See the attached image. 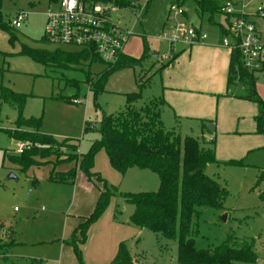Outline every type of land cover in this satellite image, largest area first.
Here are the masks:
<instances>
[{
  "label": "rangeland",
  "instance_id": "374dc122",
  "mask_svg": "<svg viewBox=\"0 0 264 264\" xmlns=\"http://www.w3.org/2000/svg\"><path fill=\"white\" fill-rule=\"evenodd\" d=\"M140 1L138 4H141ZM50 2L3 0L2 4L5 17L11 21L19 12L27 13V18L21 27L14 29L16 37L12 43L8 41V35L0 30V86L28 95L23 116L40 118V132L52 136L58 142L57 146L61 147L59 160L55 155L46 156L39 159V166L21 172L5 157L7 154L15 155L17 141L0 131V247L6 248V253L0 250V264H57L51 262V258H59V244L69 242L75 227L93 213L101 191L110 193L109 200L88 229L82 253L84 264H95L99 249L112 247L111 243L118 247L122 241L137 264H177L176 240L146 229H132L129 216L133 206L123 198L125 193L157 191L160 181L154 172L132 168L123 175L119 174L110 166L106 152L100 150L94 157L90 181L79 167L73 181L68 183L51 181L48 175L53 165L65 159V153L71 151L65 142L77 145L81 154L89 150L91 143L100 137L103 115L124 109L125 93L140 92L142 98L136 103L139 106L161 97L158 65L163 56L171 53L162 31L169 7L177 5L178 0H150L134 24L135 15L131 11L119 9L111 12L114 20L132 29V54L141 60L133 67L112 72L97 92H94L92 84L106 70L108 65L103 62H94L90 66L84 63L63 70L45 67L29 56L19 54L22 45L49 51L56 48L65 51L78 49L73 45H57L43 39L45 12ZM179 7L187 11L190 22H201L205 32L213 33L214 29L218 32L217 27L208 22L209 13L202 12L193 0H184ZM221 16L215 14L214 19L222 21ZM179 20L184 21L181 17ZM154 52H158L157 57L153 56ZM87 70L94 79L88 83L85 81ZM254 76V90L264 102V70L256 71ZM66 79L76 80L78 88L67 85ZM246 88L243 82H234L235 92H244ZM59 96L77 98L80 104H73ZM16 117L17 110L13 104L0 103V129L12 128ZM163 118L166 130L181 137L198 136L183 125H175L170 118ZM205 145L214 146L207 142ZM251 160L261 167L254 166ZM229 161L240 163L228 164ZM222 162L209 166L206 173L225 188L223 207L198 208V215L192 217L196 229L193 235L195 247L206 249L223 242L235 247L248 244L258 256L253 264H264V149L253 151L248 158L232 157ZM70 166L71 163L64 162L54 166V169L60 172ZM9 173L17 178L8 179ZM68 247L72 253L69 264H80L73 248ZM86 254L91 260L89 263L85 261Z\"/></svg>",
  "mask_w": 264,
  "mask_h": 264
},
{
  "label": "trees",
  "instance_id": "16d2710c",
  "mask_svg": "<svg viewBox=\"0 0 264 264\" xmlns=\"http://www.w3.org/2000/svg\"><path fill=\"white\" fill-rule=\"evenodd\" d=\"M93 2L114 3L117 6L128 5L127 0H89ZM202 12L211 15L219 12L220 0H195ZM3 0H0V30L8 35V41L13 42L16 35L11 25V19L6 18L2 11ZM227 34V30L222 28ZM19 54L29 56L34 62L45 67L58 69L76 68L84 63L102 62L89 49H75L65 51L60 48L51 51L30 48L22 45ZM146 55V53H145ZM144 57V56H143ZM175 56L167 62L174 60ZM141 58L122 56L112 66L99 74L94 80L90 70L85 71L86 83L94 80V92L101 90L108 75L123 67H133L140 63ZM89 69V68H88ZM228 83L233 79L243 82L248 92L245 96L258 106L255 117L257 132L264 134V102L254 90L255 77L252 71L244 68L240 62L238 50L231 51ZM67 85L78 88L76 80H68ZM28 95L18 93L9 88L0 86V103L10 102L17 110V117L12 128L0 129L16 141H25L31 144L29 150L20 155L7 154L6 159L21 172L39 166V159L46 156H57L59 160L58 142L50 135L40 132L41 119L24 117L23 108ZM124 109L111 114H104L99 129L100 137L91 143L89 150L81 154L77 145L65 142L71 151L66 152L65 159L55 163L49 170L48 178L51 181L68 183L73 181L77 167L88 181L93 173L94 157L100 150L106 152L110 166L119 174L127 170L138 168L154 172L160 181L155 192L125 193V202L133 206L129 216L130 224L137 229H146L160 233L167 239L177 242V264H233L235 262L256 263L257 254L248 244L240 247L229 245L227 242L198 249L195 247L193 235L196 229L192 224V217L198 215V208L211 207L220 209L226 197L225 188L206 174L208 165L218 164L212 147H204L193 136L181 137L173 131L163 127L161 112L166 102L161 97L153 98L142 105L136 103L142 98L140 92L125 93ZM71 102L74 97L59 96ZM62 143V142H61ZM71 163L66 170L57 172L54 166L61 163ZM226 163V162H225ZM228 164H239V161H229ZM226 163V164H227ZM107 190V189H106ZM109 192L101 191L93 213L83 218L72 232L71 240L65 242L73 248L76 259L84 264L82 246L87 239L89 227L98 219L105 209ZM246 243V242H244ZM4 247L0 250L5 252ZM6 259L5 256H3ZM113 264H132V257L125 242H120Z\"/></svg>",
  "mask_w": 264,
  "mask_h": 264
},
{
  "label": "crops",
  "instance_id": "0c3cea01",
  "mask_svg": "<svg viewBox=\"0 0 264 264\" xmlns=\"http://www.w3.org/2000/svg\"><path fill=\"white\" fill-rule=\"evenodd\" d=\"M177 3L181 6L184 0H178ZM119 7L120 10L134 13L130 8H127V5ZM206 13H209L208 22L215 25L218 32H216V29L213 30V33L205 32L201 27V22L198 24L190 22L188 13L184 9L179 16L184 21L179 20L178 17V21L206 33L207 38L192 45L177 43V49L175 48L177 44H175L173 49L174 60L167 63L169 60L162 59L161 64L158 65L160 95L166 102V106L163 107L161 112V120L163 124V117L166 116L167 120L170 118L175 125H183L186 129L189 128L190 131H194L198 136L193 137L198 139L204 147H207L206 142L214 144L212 148L215 158L218 164H222L225 159L228 160L232 157L248 158L253 151L263 150L264 134L257 132L255 121L258 114L257 104L245 98L246 91H234L233 86L234 82L238 81L237 79H233L228 83L231 50L222 43L225 35L222 28L226 29L228 26V18L218 12L215 14L222 15V21L215 20V14L211 15L208 11ZM112 20L116 21L113 18ZM138 20L139 17L137 19L135 15L133 24ZM122 25L129 27L126 24ZM132 42L129 37L122 56L138 58L132 54ZM157 53L154 52L153 55ZM263 70L264 67H261L259 70L252 71V74L254 76L256 71ZM209 138H212V140H209ZM232 143L237 144V146ZM251 163L254 166L261 167L255 160H251ZM211 165H208L206 170ZM131 228L137 229L135 227ZM87 239L82 245V253ZM111 245L112 247H107V249L105 247L99 249L95 264H113L112 260L118 247L113 243ZM68 246L70 245L66 244L65 241L60 243L58 248L60 251L59 258H51V262L69 264L68 259L72 257V253ZM85 258L87 263L91 261L87 254ZM132 261V264H137V260L133 256Z\"/></svg>",
  "mask_w": 264,
  "mask_h": 264
},
{
  "label": "built area",
  "instance_id": "2783aa9c",
  "mask_svg": "<svg viewBox=\"0 0 264 264\" xmlns=\"http://www.w3.org/2000/svg\"><path fill=\"white\" fill-rule=\"evenodd\" d=\"M127 1V8L134 11L137 19L149 2ZM139 1L141 4H138ZM50 3L45 12L43 39L57 45H73L78 49L92 50L108 66L119 61L133 34L130 27L112 20L111 12L118 10L119 6L89 0H51ZM219 12L228 18L225 29L228 33L222 39L223 45L231 51L238 50L240 62L247 70L255 71L264 67V0H220ZM181 14L179 5L169 7L162 34L170 45L171 53L162 59L172 58L175 43L192 45L207 38L206 33L178 21ZM26 18L27 13H17L11 21L12 27H21ZM71 102L80 104L77 98ZM30 148V143L17 141L14 151L20 155Z\"/></svg>",
  "mask_w": 264,
  "mask_h": 264
},
{
  "label": "water",
  "instance_id": "95a60500",
  "mask_svg": "<svg viewBox=\"0 0 264 264\" xmlns=\"http://www.w3.org/2000/svg\"><path fill=\"white\" fill-rule=\"evenodd\" d=\"M8 179H12V178H17L13 173H9V175L7 176Z\"/></svg>",
  "mask_w": 264,
  "mask_h": 264
}]
</instances>
